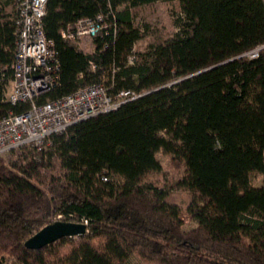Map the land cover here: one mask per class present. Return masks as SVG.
<instances>
[{
    "label": "trees",
    "instance_id": "trees-1",
    "mask_svg": "<svg viewBox=\"0 0 264 264\" xmlns=\"http://www.w3.org/2000/svg\"><path fill=\"white\" fill-rule=\"evenodd\" d=\"M15 2L0 0V118L30 106L5 99ZM169 3L172 32L141 22ZM46 9L60 67L37 102L97 82L141 94L43 149L0 154V264H264V179L252 182L264 178L263 0H48ZM99 11L110 13L87 39L92 51L61 38ZM159 149L172 168L165 177ZM59 213L86 219V231L24 245Z\"/></svg>",
    "mask_w": 264,
    "mask_h": 264
},
{
    "label": "built area",
    "instance_id": "built-area-1",
    "mask_svg": "<svg viewBox=\"0 0 264 264\" xmlns=\"http://www.w3.org/2000/svg\"><path fill=\"white\" fill-rule=\"evenodd\" d=\"M48 0H16L14 24L16 27L15 57L11 64L12 79L5 91V99L12 104L28 102L22 112L9 111L0 118V154L22 145L43 149L50 145L52 134L66 132L73 123L100 112L118 108L141 93L123 88L115 93L103 82L86 84L59 97L37 102L36 98L50 90L58 79L60 62L55 43L43 29ZM264 2V0H263ZM110 12L99 11L94 17H82L74 26L60 30L63 40L85 51H92L90 40L104 30ZM257 51L249 54L255 57ZM133 61V56L129 57ZM94 68V64L90 61ZM59 213L55 219H61ZM84 223L87 220L84 219Z\"/></svg>",
    "mask_w": 264,
    "mask_h": 264
},
{
    "label": "rangeland",
    "instance_id": "rangeland-1",
    "mask_svg": "<svg viewBox=\"0 0 264 264\" xmlns=\"http://www.w3.org/2000/svg\"><path fill=\"white\" fill-rule=\"evenodd\" d=\"M177 11L174 10L171 3L157 8H147L143 12L142 23L150 25L151 30H159L161 32L170 33L176 28ZM150 41L147 39L135 44L133 53L147 50ZM157 158L162 166L161 177L170 175L172 168L169 163V156L162 149L157 151ZM263 175L260 172L253 174L252 182L254 185H260L263 182Z\"/></svg>",
    "mask_w": 264,
    "mask_h": 264
},
{
    "label": "water",
    "instance_id": "water-1",
    "mask_svg": "<svg viewBox=\"0 0 264 264\" xmlns=\"http://www.w3.org/2000/svg\"><path fill=\"white\" fill-rule=\"evenodd\" d=\"M86 231V224L55 219L32 233L24 241L29 248H38L63 236H78Z\"/></svg>",
    "mask_w": 264,
    "mask_h": 264
}]
</instances>
